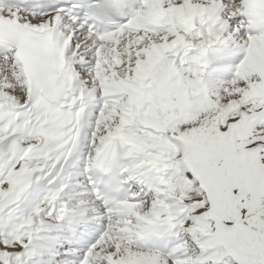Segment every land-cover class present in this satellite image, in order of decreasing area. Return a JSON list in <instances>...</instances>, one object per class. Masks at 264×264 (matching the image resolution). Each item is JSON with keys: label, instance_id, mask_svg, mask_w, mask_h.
Wrapping results in <instances>:
<instances>
[{"label": "snow or ice", "instance_id": "obj_1", "mask_svg": "<svg viewBox=\"0 0 264 264\" xmlns=\"http://www.w3.org/2000/svg\"><path fill=\"white\" fill-rule=\"evenodd\" d=\"M0 264H264V0H0Z\"/></svg>", "mask_w": 264, "mask_h": 264}]
</instances>
